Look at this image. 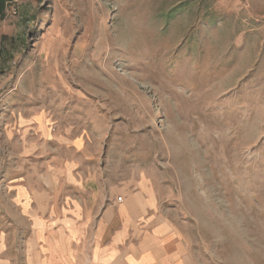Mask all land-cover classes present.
Instances as JSON below:
<instances>
[{
    "label": "rangeland",
    "instance_id": "1",
    "mask_svg": "<svg viewBox=\"0 0 264 264\" xmlns=\"http://www.w3.org/2000/svg\"><path fill=\"white\" fill-rule=\"evenodd\" d=\"M34 117L142 156L198 264H264V0L9 3L0 190L11 137Z\"/></svg>",
    "mask_w": 264,
    "mask_h": 264
},
{
    "label": "crops",
    "instance_id": "2",
    "mask_svg": "<svg viewBox=\"0 0 264 264\" xmlns=\"http://www.w3.org/2000/svg\"><path fill=\"white\" fill-rule=\"evenodd\" d=\"M19 127L1 173L0 264H198L144 181L142 156L100 136L54 135L44 117Z\"/></svg>",
    "mask_w": 264,
    "mask_h": 264
},
{
    "label": "trees",
    "instance_id": "3",
    "mask_svg": "<svg viewBox=\"0 0 264 264\" xmlns=\"http://www.w3.org/2000/svg\"><path fill=\"white\" fill-rule=\"evenodd\" d=\"M15 0H0V17L4 16V10L7 7L8 3H12Z\"/></svg>",
    "mask_w": 264,
    "mask_h": 264
},
{
    "label": "built area",
    "instance_id": "4",
    "mask_svg": "<svg viewBox=\"0 0 264 264\" xmlns=\"http://www.w3.org/2000/svg\"><path fill=\"white\" fill-rule=\"evenodd\" d=\"M117 200H118V201H121V199H120V198H118Z\"/></svg>",
    "mask_w": 264,
    "mask_h": 264
}]
</instances>
